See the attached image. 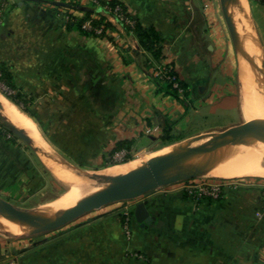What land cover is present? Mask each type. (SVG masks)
<instances>
[{
	"label": "crops",
	"instance_id": "0c3cea01",
	"mask_svg": "<svg viewBox=\"0 0 264 264\" xmlns=\"http://www.w3.org/2000/svg\"><path fill=\"white\" fill-rule=\"evenodd\" d=\"M120 1L144 27L156 30L161 58L143 49L131 30L103 11L99 15L112 24L104 37L83 36L75 27H55L48 12L40 11L33 0L19 3L0 23V47L13 50L22 36L26 38L25 52L0 56V62L12 68L16 86L32 98L29 113L2 88L0 96L32 119L40 137L37 145L30 136L29 142L15 136L12 128L19 126L3 116L0 102V195L18 204L24 199L31 202L65 184L54 174L53 165L77 171L48 147L54 138L45 132L49 114L44 107L49 105L40 106L41 98L58 94L63 102L59 109L90 110L84 121L77 120L78 114L71 118L78 125L89 124L101 151L123 138L133 139L134 146L149 136V129L158 132L167 127L172 136L224 106L205 98L217 89L220 61L225 58L215 6L208 0ZM89 9H78L74 15L81 17ZM160 64L173 68L187 85L188 96L158 90L151 74ZM84 94L90 95L83 104ZM70 99L72 105L65 106ZM180 190L177 183L161 186L135 201L113 202L25 238L0 227V264H264L263 184L251 179L228 182L219 198L200 202L182 197ZM58 194L32 207L49 204ZM140 200H146L153 217L144 225L133 215ZM125 208L132 214H121Z\"/></svg>",
	"mask_w": 264,
	"mask_h": 264
},
{
	"label": "rangeland",
	"instance_id": "374dc122",
	"mask_svg": "<svg viewBox=\"0 0 264 264\" xmlns=\"http://www.w3.org/2000/svg\"><path fill=\"white\" fill-rule=\"evenodd\" d=\"M26 1L27 0H0V23L3 21L4 18L5 19L7 18V15H9L11 9L17 10L18 9L17 6L19 5V3ZM33 1L36 2L37 5L41 8L40 11H43V13L48 12L50 17L49 18L47 17V19H49L54 24L55 27L65 26L64 21L68 19L69 15L74 17L75 16L74 13L78 9L83 11L85 10V7H91L92 9L96 10L94 11L95 16H98L100 11L108 13L107 7L99 5L97 0L96 2L98 4L92 2L91 0H33ZM207 3H210L212 7L215 6L218 17L217 20L220 21V25L222 29L221 33L224 38L223 39L224 44H222V47L225 52L224 55L225 58L222 59L223 61H220L221 70L220 72H218V78L215 81L217 84V89L215 91L213 90L214 93H209L208 95H206L205 98H208L207 101H210L213 104L216 102H218V104L221 105L223 104L225 108L223 106L215 110L214 112L207 113L208 114L207 117L200 118L199 121L196 124L193 123L192 126L176 131L172 136L170 135L169 139L162 138L163 137L162 131L154 132L151 129L147 130L146 134L148 133L149 136H146L144 140L136 142L134 146L132 145V149L130 151L129 160H132L134 158L140 159L141 162H139V165L142 163V160H144L145 157H148L151 154L147 159L150 160L152 159V157L154 158V155H156L155 152L163 150L166 146L172 143L176 142L181 146V148L184 149L193 148L198 145L206 143L217 132L222 131L229 126L239 124L240 122L243 121L242 118L240 117V109H239L240 88L238 81V67H239L238 65H239L240 52L230 37L224 16L222 14L219 0H208ZM247 5H248L249 17L251 19L255 31L256 39L262 53V61H261L262 64L264 62V24H263L264 0H247ZM4 10L6 11L4 12ZM84 14L85 13H83L81 17H83ZM18 15L19 16L22 15L21 17L23 18V20L25 19L22 13H18ZM112 15L119 21V19L114 14ZM35 19H39V18L37 17ZM128 22L129 24L130 23L132 24L131 19H129ZM83 27L87 29L91 28V25L89 24L88 20L83 22ZM94 30L96 33H99L101 31L100 27H97ZM23 31L24 29L22 30V32ZM15 35L18 36V34ZM20 41L21 42H19V45L16 44V46H13V50H11L12 48L10 47L7 48L8 46L5 47L4 45H2L0 47V56L5 58V57H10L15 52H18L17 53L18 55L25 52L26 38L22 36ZM260 68L261 67H259L260 80L264 81V69L262 70ZM10 69L12 68L10 67ZM152 79L159 87L160 81L155 80L153 77ZM0 87L5 91L6 90L10 91L11 95L14 94L13 93L14 90L10 88L8 90L6 88L7 86H5L1 81H0ZM261 92L264 95L262 88H261ZM182 93L180 94L177 93L178 94L177 97L183 98L184 96L182 97ZM24 95L26 97V100H30L31 103L32 98L27 96V94ZM89 95L90 94H84V97L81 100L83 101V104L86 101H89ZM51 96L52 97H50L49 100L45 98H41V100L37 102L40 106L49 105L48 107H44V112L46 114H49V116H46L45 119L47 121L46 126H44V128L46 129L45 132L47 133L46 135L54 138L53 141L47 142L49 149L53 153H55L58 157H61L63 161L71 165V167H74L77 170L76 173L78 172V174H83L84 178L91 179L90 176L96 175L97 180L95 179L96 182L95 189L96 190L100 189L105 185V182L103 181V177L98 174V171L102 167H105L104 166L105 163H110L113 161H116V163L114 164L121 163V160L126 155V151L121 150L122 151L121 153L118 152L114 154L112 158L106 157V159L104 160L101 158V156H96L98 153H103V155L106 156V151L108 149L101 151V149L99 150L95 146L99 144V141L95 142V140H93V137L95 136V132L93 133V130L90 129L89 124L87 125L83 123L82 125L81 124L78 125L74 121V119L71 118L74 114L75 115L78 114L79 116L81 115V117L80 119L78 118L77 120L84 121V119L87 118V114L90 110L86 108L85 109L83 108L82 111L75 110L73 108L59 109L57 107L58 103L60 105L63 104V102H61V96L58 97V94H52ZM99 97H100L99 99L103 101L106 100L105 94H99ZM58 98L60 99V101H58L59 100ZM65 101H66L64 102L65 106L72 105L71 99L70 101L69 100H65ZM29 105L30 104H28V106ZM72 122H74V124ZM63 127H65L66 129L65 131H63ZM58 137L61 138V140H58L57 139ZM87 153L94 155L93 156L85 155ZM70 154H75V155L70 156ZM79 164H81V166H79ZM200 177H208L213 180L222 179L226 182H236L245 179L247 180L251 179L255 182H259L264 185V177L258 175H245V176L225 178V177H215L207 174V175H200ZM185 180L188 179H183L182 181L178 182L177 183L178 186H181L183 183H185L186 182ZM66 189L67 186L64 184L58 186L57 189H54L55 191L51 189L48 191V193L33 198L31 202L24 199L25 201L23 200V203H19V204L16 201H13L11 198H8L4 195H0V196L5 200L11 202L15 206L25 209H32L33 203H36L38 201H45L48 197H52L53 195L60 193L56 196L57 198L58 196L62 195L66 191ZM135 200L136 199L128 200V201H135ZM48 205L44 204L37 209L49 211ZM9 222L10 221L0 216V224L2 225L3 228L12 229V227L8 225ZM19 229L21 230L19 232L18 231L17 232L9 231V232L17 234L18 236H23L24 238L30 235L28 234L29 230H31L30 227L28 228L27 226H21ZM13 263L16 264L15 261H13Z\"/></svg>",
	"mask_w": 264,
	"mask_h": 264
},
{
	"label": "bare ground",
	"instance_id": "6f19581e",
	"mask_svg": "<svg viewBox=\"0 0 264 264\" xmlns=\"http://www.w3.org/2000/svg\"><path fill=\"white\" fill-rule=\"evenodd\" d=\"M228 12L231 22L235 27L237 45L240 52L238 65L240 117L244 122L254 119H264V95L258 83L260 80L259 67L262 61V53L249 17L247 1L233 0L231 6L228 8ZM0 102L2 104L1 112L9 118L10 122L21 127L39 145L40 137L32 119L14 104L7 101L6 98L0 96ZM180 149L181 146L175 142L166 146L163 150L155 152L156 155H152L156 158L169 151ZM149 156L145 157L141 164L148 163L154 159L153 157L150 160L147 159ZM139 162H141L140 159L134 158L125 163L109 165L101 168L98 174L100 176H116L127 173L137 168ZM49 163L53 165L51 161ZM53 166L54 174L65 183L67 189L49 205L47 204L49 211L37 209L46 218L71 206L96 190L95 179L84 178L83 174H78V172L76 173L73 169L65 166ZM180 171L183 173L209 174L225 178L245 175L264 177V136L258 132L249 130L237 132L229 140V144L225 150V157L207 161L201 166L181 168ZM8 225L18 232L21 231L19 229L21 226L28 227V225H21L11 221Z\"/></svg>",
	"mask_w": 264,
	"mask_h": 264
},
{
	"label": "water",
	"instance_id": "95a60500",
	"mask_svg": "<svg viewBox=\"0 0 264 264\" xmlns=\"http://www.w3.org/2000/svg\"><path fill=\"white\" fill-rule=\"evenodd\" d=\"M219 2L230 37L238 48L235 27L227 11V7L232 4L233 0H219ZM260 67L264 69V62ZM258 83L264 92V81L259 80ZM246 130L258 132L264 136V119L242 121L239 124L229 126L217 132L204 144L193 148L169 151L150 160L148 163L139 165L130 172L116 176H102L105 182L103 187L71 206L56 212L49 218L44 217L37 208H21L2 197H0V216L14 223L28 225V228H31L28 234L54 230L85 213L97 210L113 202L138 199L146 192L158 187L183 179L200 177V174L183 173L180 169L201 166L207 161L225 157V150L230 138L235 133ZM12 133L25 142L30 140L20 127H13ZM90 178L97 179V176H90ZM146 203V200H140L135 203L133 209L135 219L143 225L153 219L146 207ZM0 227H2L1 224Z\"/></svg>",
	"mask_w": 264,
	"mask_h": 264
},
{
	"label": "trees",
	"instance_id": "16d2710c",
	"mask_svg": "<svg viewBox=\"0 0 264 264\" xmlns=\"http://www.w3.org/2000/svg\"><path fill=\"white\" fill-rule=\"evenodd\" d=\"M97 1H98L99 5L106 6L108 13L111 15L114 13L113 10L116 7L120 8V10L124 13V15L127 18L132 20V25L127 24V23L125 24V22L123 20L118 18L119 21L124 25V27L126 29L131 30L136 35L138 42L143 49L151 52L153 54V56H155L156 58H161V52H160V46H159V36H158V34L154 28L144 27L134 15L129 13L127 5L120 0H97ZM5 11L6 10H4V12ZM86 20H88L89 24L91 25V28H89V29L83 27V22ZM64 25L67 29H71V28L75 27L79 31V33L83 36L94 35V36L104 37V36H106V30L108 28H112V24L108 20H106L104 16L99 15V14H98V16H95L94 11L92 9L86 10L83 17H75V16L72 17L69 15L68 19L64 21ZM97 27H100L101 31L99 33H96L94 30ZM175 75H176V73H175ZM176 77H177V81H178L179 86H181L183 89L182 97L188 96L189 92H188L187 85L183 81H181L177 75H176ZM0 81L5 86H7L8 88L14 90V94H12V95L8 94L5 91H4V93L17 106H19V108L22 111H24L28 114L29 113L28 112V104H30V100H26L25 95L16 86V84L13 80V74H12L10 67L7 66L5 63H2V62H0ZM158 90L159 91L161 90L164 93L172 94L176 97L178 95L177 91L174 88H171V84L169 82H166V81L160 82V86L158 87ZM3 116L7 120H9V118L7 116H5V115H3ZM10 128L11 127H8V128L6 127L7 131L10 132ZM162 132H163V137H162L163 139H169L170 138L169 130L167 127H164L162 129ZM133 142H134L133 139H127V138L117 140L106 151V156H104L102 154L101 158L103 160L106 159V157L112 158V156L116 152L121 151V150H125L126 155L121 160V163L128 162L127 160L130 159V151L132 149ZM114 163H116V161H113L110 163H105L104 166L106 167L107 165L109 166V165H112ZM79 166H81V164H79ZM192 179H194V178H192ZM192 179H190V180H192ZM180 181H182V180H180ZM180 181H178V182H180ZM185 181L187 182V181H189V179L185 180ZM178 182H175V183H178ZM180 194L184 198L194 199V196L191 194V192H189L186 189H181ZM204 199H209V198H204ZM204 199H202V200H204ZM202 200H196V201L200 202ZM120 213L124 214V211L121 210ZM131 214H132V209L128 210V215H131Z\"/></svg>",
	"mask_w": 264,
	"mask_h": 264
},
{
	"label": "built area",
	"instance_id": "2783aa9c",
	"mask_svg": "<svg viewBox=\"0 0 264 264\" xmlns=\"http://www.w3.org/2000/svg\"><path fill=\"white\" fill-rule=\"evenodd\" d=\"M94 3H97L96 0H91ZM114 15L123 20L125 23L129 24V18H127L124 13L120 10V8L116 7L114 10ZM130 25H132L130 23ZM152 77L157 81H166L171 84V88H174L178 94L183 92V89L181 86H179L177 77L174 73L173 68L168 64H161L158 65L156 68L152 70ZM1 88V87H0ZM8 90L9 88L6 87ZM5 91V90H3ZM7 91V90H6ZM5 91V92H6ZM8 94H10V91H7ZM14 93V91H13ZM228 184V182L222 180V179H210L208 177H199L194 178L192 180H189L185 183H183L180 187L181 189H186L194 196L195 200H202L204 198L209 199H217L220 197L224 187ZM124 214L128 216L127 208L124 209ZM128 219L126 218L127 222ZM125 232L129 233L127 226L125 225Z\"/></svg>",
	"mask_w": 264,
	"mask_h": 264
}]
</instances>
